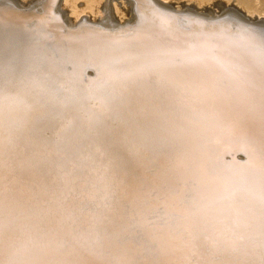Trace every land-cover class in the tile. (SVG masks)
Wrapping results in <instances>:
<instances>
[{"label":"bare ground","instance_id":"1","mask_svg":"<svg viewBox=\"0 0 264 264\" xmlns=\"http://www.w3.org/2000/svg\"><path fill=\"white\" fill-rule=\"evenodd\" d=\"M0 262L264 264V0H0Z\"/></svg>","mask_w":264,"mask_h":264},{"label":"rangeland","instance_id":"2","mask_svg":"<svg viewBox=\"0 0 264 264\" xmlns=\"http://www.w3.org/2000/svg\"><path fill=\"white\" fill-rule=\"evenodd\" d=\"M114 2H116V1H107V4H108V6H109V8H108V12L110 11H112V13H113V10H112V7L114 6ZM120 2V1H119ZM59 4V3H58ZM210 8H212V9H214V7H210ZM60 10H62L63 8L61 7V8H59ZM214 10H216V12H218V9H214Z\"/></svg>","mask_w":264,"mask_h":264},{"label":"snow or ice","instance_id":"3","mask_svg":"<svg viewBox=\"0 0 264 264\" xmlns=\"http://www.w3.org/2000/svg\"><path fill=\"white\" fill-rule=\"evenodd\" d=\"M0 264H2V262H0Z\"/></svg>","mask_w":264,"mask_h":264}]
</instances>
